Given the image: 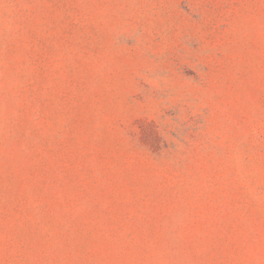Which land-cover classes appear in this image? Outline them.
I'll return each mask as SVG.
<instances>
[{
    "label": "rangeland",
    "instance_id": "obj_1",
    "mask_svg": "<svg viewBox=\"0 0 264 264\" xmlns=\"http://www.w3.org/2000/svg\"><path fill=\"white\" fill-rule=\"evenodd\" d=\"M0 264H264V0H0Z\"/></svg>",
    "mask_w": 264,
    "mask_h": 264
}]
</instances>
